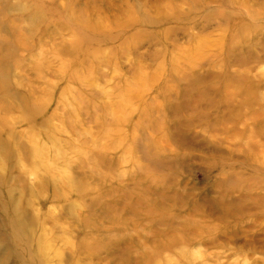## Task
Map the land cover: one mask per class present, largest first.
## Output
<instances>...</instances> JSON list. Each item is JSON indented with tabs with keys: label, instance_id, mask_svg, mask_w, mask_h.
Wrapping results in <instances>:
<instances>
[{
	"label": "rangeland",
	"instance_id": "374dc122",
	"mask_svg": "<svg viewBox=\"0 0 264 264\" xmlns=\"http://www.w3.org/2000/svg\"><path fill=\"white\" fill-rule=\"evenodd\" d=\"M0 264H264V0H0Z\"/></svg>",
	"mask_w": 264,
	"mask_h": 264
}]
</instances>
